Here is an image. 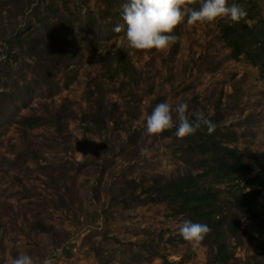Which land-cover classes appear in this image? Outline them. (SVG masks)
Here are the masks:
<instances>
[{
  "label": "rangeland",
  "instance_id": "rangeland-1",
  "mask_svg": "<svg viewBox=\"0 0 264 264\" xmlns=\"http://www.w3.org/2000/svg\"><path fill=\"white\" fill-rule=\"evenodd\" d=\"M54 1L59 8L68 6L81 15L90 10L100 20L99 0ZM256 2L264 17V0ZM13 11L10 4H0V59L3 38L21 28L26 19L27 11ZM114 24L101 18L97 26L103 37L96 44L75 38L74 60L64 72L56 70L51 75L56 83L39 82L27 64L32 58L15 46L8 65L1 66L0 264H10L21 253L36 264L48 257L55 264H215L204 243L193 247L185 240L166 239L185 221L180 215H171L168 204L122 200L125 179L147 184L153 173L175 176L186 169L169 144V136L148 143L145 135L146 117L161 102L173 110L187 104V116L191 111H203L228 136L227 145H236L247 161L264 162V83L246 59L229 56L217 21L178 26L180 39L173 56L168 49H130L125 32L113 31L123 23ZM117 47L128 54L140 80L130 95L129 86L118 88V81L103 78V85L109 88L104 99L116 101L120 113L107 119L105 128L97 133L79 118L87 107L84 91L90 76L99 77V51ZM212 65L216 67L209 69ZM44 103L50 109L66 106L71 115L65 117L60 132L48 122L30 128L27 138L38 155L15 164L12 148L21 141L13 119L19 114L43 113ZM173 120H178L175 111ZM143 147L150 149L149 156L141 155ZM242 177L237 179L239 183ZM232 184L216 185L222 195H228ZM37 219L49 230L35 229L32 224ZM240 226L238 238L229 239L238 259L235 264L258 248V239L244 216Z\"/></svg>",
  "mask_w": 264,
  "mask_h": 264
},
{
  "label": "trees",
  "instance_id": "trees-1",
  "mask_svg": "<svg viewBox=\"0 0 264 264\" xmlns=\"http://www.w3.org/2000/svg\"><path fill=\"white\" fill-rule=\"evenodd\" d=\"M99 1L102 4L99 9L100 20L102 18L112 25L119 21L123 23L121 5L125 0ZM41 3H44L42 7L39 6ZM232 3L243 6L247 16L239 23L217 20L219 37L227 46L229 56L246 59L256 67L257 75L264 83V17L260 14L256 0H229V4ZM0 4H10L14 7L13 12L18 14L27 11L24 25L3 38L0 70L3 69L1 66L8 65L15 46L22 55L32 58L27 64L39 82L56 83L51 75L56 70L64 72L74 60L78 47L76 37L94 44L103 37L101 26H97L100 20L90 10L81 15L68 6L59 8L54 0H0ZM174 35L178 36L177 29ZM178 42L168 48V55L173 56L178 49ZM99 52V77L90 76L84 91L87 107L79 116L86 128L97 133L105 128L107 119L120 113L116 101L104 99V93L109 88L103 85V78L118 81V88L129 86L130 95L140 80L137 68L121 47L104 48ZM215 67L212 65L209 69ZM139 99L140 95L135 97L134 106ZM124 103L129 105V100L124 98ZM43 105V113L19 114L13 119L21 141L19 147L12 148V162L15 164L26 156L38 155L35 146L27 138L30 128L48 122L60 132L65 117L71 115L66 106L50 109L45 103ZM188 117L194 119L192 111ZM178 123L175 120L173 128L153 137L151 142L159 136H169V144L176 148L177 157L184 163L185 171L175 176L153 173L147 184L133 178L125 179L122 193L126 196L122 200L163 201L169 205L171 215H180L184 220L208 225L211 231L202 243L208 249L209 259L215 264H235L238 261L233 256L234 244L229 239L238 238L240 219L244 216L258 239V248L240 262L264 264V195L261 196L264 191V162L245 160L236 145L225 143L228 136L217 127L212 134L208 133L206 126H201L194 134L178 138L175 135ZM229 138L234 139V136ZM241 176L242 181L239 183L237 179ZM226 181H232L233 184L228 195H222L221 187L216 184ZM137 187L139 190H135ZM32 226L49 230V226L38 219ZM166 239L184 241L179 231L168 235Z\"/></svg>",
  "mask_w": 264,
  "mask_h": 264
},
{
  "label": "clouds",
  "instance_id": "clouds-1",
  "mask_svg": "<svg viewBox=\"0 0 264 264\" xmlns=\"http://www.w3.org/2000/svg\"><path fill=\"white\" fill-rule=\"evenodd\" d=\"M198 4V7L194 5ZM247 16L243 6L229 0H125L121 5L123 24L113 28L115 33L125 32L127 46L137 51L156 50L163 52L180 37L174 35L178 26L212 24L217 20L226 19L239 23ZM126 26V30H125ZM188 105L181 103L173 110L168 103L161 102L146 117L145 135L148 143L155 136L173 128V111L178 119L175 135L184 138L194 134L201 126H206L209 134L216 129V124L203 111H195L194 119L186 115ZM142 156H149L150 149L143 147ZM180 236L193 247L199 246L211 229L206 224L185 220L178 227ZM10 264H36L31 256L19 254ZM40 264H55L50 257L44 258Z\"/></svg>",
  "mask_w": 264,
  "mask_h": 264
}]
</instances>
